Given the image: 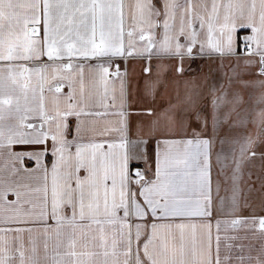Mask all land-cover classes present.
Segmentation results:
<instances>
[{"label": "snow or ice", "instance_id": "1", "mask_svg": "<svg viewBox=\"0 0 264 264\" xmlns=\"http://www.w3.org/2000/svg\"><path fill=\"white\" fill-rule=\"evenodd\" d=\"M0 264H264V0H0Z\"/></svg>", "mask_w": 264, "mask_h": 264}]
</instances>
